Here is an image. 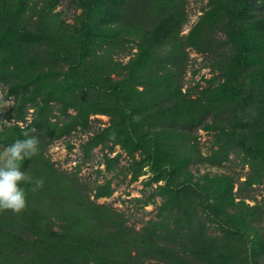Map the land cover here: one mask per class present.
I'll use <instances>...</instances> for the list:
<instances>
[{
	"label": "rangeland",
	"instance_id": "374dc122",
	"mask_svg": "<svg viewBox=\"0 0 264 264\" xmlns=\"http://www.w3.org/2000/svg\"><path fill=\"white\" fill-rule=\"evenodd\" d=\"M239 1L0 0V149L31 130L44 181L0 209V264H264V0L236 75Z\"/></svg>",
	"mask_w": 264,
	"mask_h": 264
},
{
	"label": "clouds",
	"instance_id": "9594fccd",
	"mask_svg": "<svg viewBox=\"0 0 264 264\" xmlns=\"http://www.w3.org/2000/svg\"><path fill=\"white\" fill-rule=\"evenodd\" d=\"M26 130L0 149V209L21 211L26 205L22 182H32L33 190L43 185V178H33L22 170V162L39 152V139Z\"/></svg>",
	"mask_w": 264,
	"mask_h": 264
},
{
	"label": "trees",
	"instance_id": "16d2710c",
	"mask_svg": "<svg viewBox=\"0 0 264 264\" xmlns=\"http://www.w3.org/2000/svg\"><path fill=\"white\" fill-rule=\"evenodd\" d=\"M248 7H249V0H240L239 4L236 6V8L234 9L232 13L231 20H230V26L238 40L237 45L239 49L238 64H237L238 68L235 72L236 75L243 72L246 69V67L249 65V49H248V42H247L246 34L244 30L241 28V26L239 25V23L236 21V18L243 15L247 11ZM5 47H7V43L0 41V58H1L2 50ZM231 87L232 86L230 83L229 90L231 91V93H234L236 88L233 89ZM17 90H18L17 88H14L13 91L17 93ZM103 258L104 259L99 260L101 261V263H97V264H110L109 263L110 261L107 259L106 256H104ZM56 260L57 261H55L53 264H88L84 262V260H81L79 257L78 259L73 257L71 253H68V254L63 253L60 259H56Z\"/></svg>",
	"mask_w": 264,
	"mask_h": 264
}]
</instances>
